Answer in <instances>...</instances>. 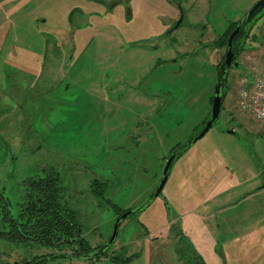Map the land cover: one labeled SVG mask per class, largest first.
<instances>
[{
  "label": "rangeland",
  "instance_id": "obj_1",
  "mask_svg": "<svg viewBox=\"0 0 264 264\" xmlns=\"http://www.w3.org/2000/svg\"><path fill=\"white\" fill-rule=\"evenodd\" d=\"M256 1L0 0V198L15 209L22 182L52 171L91 248L135 211L108 247L117 264H264V132L236 103L241 77L264 81V6L233 43L256 50L234 51L230 114L221 104L153 197L209 116L219 35ZM51 252L0 240V264ZM88 259L42 264H115Z\"/></svg>",
  "mask_w": 264,
  "mask_h": 264
},
{
  "label": "trees",
  "instance_id": "obj_2",
  "mask_svg": "<svg viewBox=\"0 0 264 264\" xmlns=\"http://www.w3.org/2000/svg\"><path fill=\"white\" fill-rule=\"evenodd\" d=\"M238 22L229 23L226 31L218 37L219 40L215 43L216 46L225 47V40L228 33ZM244 24L245 22L242 21L241 25L244 26ZM245 36L246 30L241 27L232 41L231 49L233 53L236 49L239 50L245 47L244 43L241 45L236 44V47H233L235 41L241 40ZM234 55L236 56L237 54L234 53ZM217 68L218 66H216V69ZM223 71L222 66L221 72L216 73L217 75L215 77V80L220 82V84L226 82L227 78V75L225 78L223 77ZM221 92L222 104L225 89ZM211 98L212 96L209 97V104ZM204 121L203 124L205 123ZM190 140L191 138L182 145L174 146L172 151L175 149L177 150L175 152V157L188 147ZM90 187V192L93 197L97 199L98 202H101L105 184L92 181ZM21 192V201L17 203L15 209L10 208L7 199L0 198V240L11 245L49 249L52 252L43 256L33 257L29 261H22L20 264H42L47 260L55 258L84 259L86 257H89L88 260L91 262L105 259L109 263L117 264L119 258L109 256L107 251L109 246L107 247L106 243L91 248L87 241L81 237V228L77 222L75 212L70 209L63 200V188L60 186L59 178L56 173L50 171L43 176L25 179V181L22 182ZM134 212L135 211H131L129 215L134 214ZM121 213H123V211L117 210L116 216ZM62 250L69 251V254H58ZM129 260L130 257L122 258L120 261L126 264ZM187 262L197 263L196 260L190 258L186 262L182 261V264H187Z\"/></svg>",
  "mask_w": 264,
  "mask_h": 264
},
{
  "label": "water",
  "instance_id": "obj_3",
  "mask_svg": "<svg viewBox=\"0 0 264 264\" xmlns=\"http://www.w3.org/2000/svg\"><path fill=\"white\" fill-rule=\"evenodd\" d=\"M263 6H264V0L256 1L254 4H252V6L246 12L244 20H242V21L245 23L248 22L250 20V18L253 16V14L256 13L257 11H259ZM242 21L238 22V24L233 29V31L228 35L227 40H226V50H225V53L223 55V61H222L223 70H224L223 71V77L224 78L226 77L227 72L231 67L237 66V63L234 62L235 55L231 50V41H232V38L234 37V35L239 30V26H240ZM178 24H179V20L174 24L172 29H175L178 26ZM221 91H222V86H221L220 82H217L215 80L212 98H211V103H210V108H209V116L206 119L205 123L203 124L202 129L193 138H191L189 145H192L195 142H197L198 140H200L207 133V131L210 129L212 123L218 118V115L220 113V106H221V94H222ZM227 134H232V131H227ZM174 157H175V152L172 153L165 161L164 167L162 169L161 179L157 185V188L155 189V191L153 193L154 198L161 192L164 184L166 183L167 172H168V169H169ZM130 213H131V211H126V212L122 213L117 219H115L114 224L112 226L111 235H110L108 241L106 242L107 247L112 243V241L114 240V238L116 236L117 226H118L119 222L121 220H124L127 216H129Z\"/></svg>",
  "mask_w": 264,
  "mask_h": 264
},
{
  "label": "built area",
  "instance_id": "obj_4",
  "mask_svg": "<svg viewBox=\"0 0 264 264\" xmlns=\"http://www.w3.org/2000/svg\"><path fill=\"white\" fill-rule=\"evenodd\" d=\"M239 110L250 114L264 132V82L262 79L247 75L238 81L236 98Z\"/></svg>",
  "mask_w": 264,
  "mask_h": 264
},
{
  "label": "crops",
  "instance_id": "obj_5",
  "mask_svg": "<svg viewBox=\"0 0 264 264\" xmlns=\"http://www.w3.org/2000/svg\"><path fill=\"white\" fill-rule=\"evenodd\" d=\"M262 30H264V27L261 30H259V31H262ZM245 47L248 50L247 52L255 53V51H253V50H256V48L254 47V44H250L249 43V45H246ZM263 62H264V58H263ZM232 102H235L234 97L232 98V94H231L230 90L227 89L225 91V94H224V97H223V100H222V106L224 107V110L223 111L225 113L230 114L229 111H230V109L232 107ZM232 117L233 116H231V118Z\"/></svg>",
  "mask_w": 264,
  "mask_h": 264
},
{
  "label": "flooded vegetation",
  "instance_id": "obj_6",
  "mask_svg": "<svg viewBox=\"0 0 264 264\" xmlns=\"http://www.w3.org/2000/svg\"><path fill=\"white\" fill-rule=\"evenodd\" d=\"M235 22H238V21H235ZM178 25H179V24H178ZM228 26H229V24H228ZM228 26H227V27H228ZM177 27H178V26H177ZM235 27H236V26H235ZM235 27H233V28L231 29V31L228 33V35L233 31V29H234ZM241 27L243 28V26L240 24V26H239V30H240ZM226 29H227V28H226ZM226 29H225V31H226ZM243 29H244V28H243ZM239 30L237 31V33L239 32ZM244 30H245V29H244ZM225 31H224V32H225ZM224 32H223V33H224ZM223 33H222V34H223ZM237 33L234 35V37L237 35ZM222 34H221V35H222ZM228 35H227V37H228ZM219 36H220V35H219ZM227 37H226V40H227ZM234 37H233V38H234ZM233 38H232V41H233ZM226 40H225V50H226ZM232 41H231V46H232ZM231 50H232V49H231ZM123 213H124V212H123ZM121 214H122V213H121ZM121 214H118V215L116 216V219H117Z\"/></svg>",
  "mask_w": 264,
  "mask_h": 264
}]
</instances>
